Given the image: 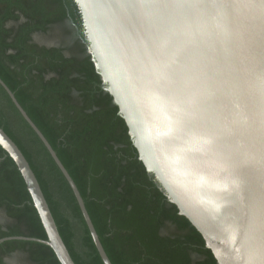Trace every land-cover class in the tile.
<instances>
[{
  "label": "trees",
  "instance_id": "trees-1",
  "mask_svg": "<svg viewBox=\"0 0 264 264\" xmlns=\"http://www.w3.org/2000/svg\"><path fill=\"white\" fill-rule=\"evenodd\" d=\"M60 34L47 45L36 36ZM0 78L70 174L112 264H217L138 159L103 87L75 0H0ZM0 127L33 170L75 264H103L70 187L0 86ZM0 239H46L25 183L0 146ZM59 264L46 244L0 242V264Z\"/></svg>",
  "mask_w": 264,
  "mask_h": 264
},
{
  "label": "water",
  "instance_id": "water-1",
  "mask_svg": "<svg viewBox=\"0 0 264 264\" xmlns=\"http://www.w3.org/2000/svg\"><path fill=\"white\" fill-rule=\"evenodd\" d=\"M80 8L88 52L100 75L103 87L111 95L123 118L138 159L153 175L167 199L173 203L204 240L217 264H264V241L253 236L242 220L247 209L245 185L256 189L257 204L264 202V173L259 167L243 177L221 171L224 167L214 150H208L203 138L181 128L183 112L176 103H165L154 88L152 55L144 34L124 18L125 0H75ZM258 2V0H257ZM219 15V13H213ZM198 26L207 39H224V21L201 18ZM260 61V48L249 53L246 44L236 49L234 67L246 77L259 75L253 67ZM230 70V69H225ZM4 89L23 120L41 141L70 187L92 242L103 264H112L99 240L76 184L45 136L29 118L12 91L0 78ZM232 105L223 106L210 117L222 122ZM0 146L19 171L40 219L46 239L9 236L31 240L51 248L59 264H75L58 231L49 205L28 161L14 141L0 127ZM240 183L235 193L231 185ZM226 185L229 191H221Z\"/></svg>",
  "mask_w": 264,
  "mask_h": 264
},
{
  "label": "snow or ice",
  "instance_id": "snow-or-ice-1",
  "mask_svg": "<svg viewBox=\"0 0 264 264\" xmlns=\"http://www.w3.org/2000/svg\"><path fill=\"white\" fill-rule=\"evenodd\" d=\"M121 7L151 52L149 86L163 102L179 106L182 130L203 138L217 153L221 171L243 177L259 167L264 173V0H125ZM204 17L224 21L223 40L215 39V32L203 37L198 21ZM241 43L250 54L260 48L255 79L234 67ZM228 104L232 110L222 122L210 117ZM231 188L235 193L241 184ZM243 190L242 230L264 241V202L257 204L254 186Z\"/></svg>",
  "mask_w": 264,
  "mask_h": 264
},
{
  "label": "rangeland",
  "instance_id": "rangeland-1",
  "mask_svg": "<svg viewBox=\"0 0 264 264\" xmlns=\"http://www.w3.org/2000/svg\"><path fill=\"white\" fill-rule=\"evenodd\" d=\"M62 38V40L64 41V43H67L68 42V39H69V36L67 35H63V34H60L59 37H56L55 35L51 34V35H48V36H36L35 39L41 43H45L47 45H51V44H58L60 41L59 39ZM3 217L0 215V221H3ZM6 264H17L16 261L14 259H10V260H7V263Z\"/></svg>",
  "mask_w": 264,
  "mask_h": 264
}]
</instances>
